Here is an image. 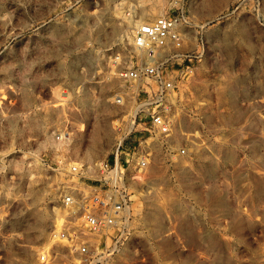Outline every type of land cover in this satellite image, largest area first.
Wrapping results in <instances>:
<instances>
[{
	"label": "rangeland",
	"instance_id": "rangeland-1",
	"mask_svg": "<svg viewBox=\"0 0 264 264\" xmlns=\"http://www.w3.org/2000/svg\"><path fill=\"white\" fill-rule=\"evenodd\" d=\"M177 8L192 20L182 50L196 31L201 47L165 143L187 152L149 143L106 264H264V0H0V264H41L66 164L109 158L134 108L113 57L138 60L131 27ZM50 251L45 264H77Z\"/></svg>",
	"mask_w": 264,
	"mask_h": 264
},
{
	"label": "built area",
	"instance_id": "built-area-1",
	"mask_svg": "<svg viewBox=\"0 0 264 264\" xmlns=\"http://www.w3.org/2000/svg\"><path fill=\"white\" fill-rule=\"evenodd\" d=\"M191 24L182 8L134 24L130 39L138 60L122 61L116 55L111 61L114 78L134 90V111L128 115L125 132L109 158L91 168L76 162L66 164L59 191L62 216L49 233L52 244H62L77 264H106L125 238L131 216L130 183L151 160L149 143L159 140L168 154L176 156L187 152L185 146L173 150L165 141L176 124L174 109L187 97L184 86L192 73V61L200 54L197 31L194 45L182 50L184 29ZM113 102L122 103L123 97L116 94ZM67 136L63 129L54 134V140L61 143ZM124 139H129L128 146L122 143ZM141 142L145 145L140 148ZM90 172L98 175L96 183L77 185L72 179H84ZM51 257L50 249L37 255L41 264Z\"/></svg>",
	"mask_w": 264,
	"mask_h": 264
},
{
	"label": "bare ground",
	"instance_id": "bare-ground-1",
	"mask_svg": "<svg viewBox=\"0 0 264 264\" xmlns=\"http://www.w3.org/2000/svg\"><path fill=\"white\" fill-rule=\"evenodd\" d=\"M140 22H144V21L139 20V21H136L135 24L140 23ZM134 108H135V107H134ZM132 111H134V109H132L131 112H132ZM67 137H68V136H67ZM65 140H66V139H65ZM62 142H63V141H62ZM59 220H60V219H59ZM59 220H58V223H59ZM58 223H57V225H58ZM57 225H56V226H57ZM50 246H51V241H50ZM50 246H48V247H47L45 250H43V251H46V250L50 249ZM40 252H42V251H40Z\"/></svg>",
	"mask_w": 264,
	"mask_h": 264
}]
</instances>
